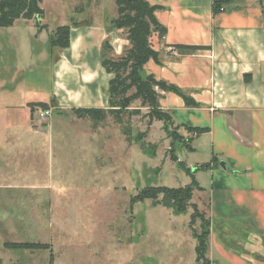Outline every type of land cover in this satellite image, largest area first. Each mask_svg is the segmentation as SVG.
Segmentation results:
<instances>
[{
    "label": "rangeland",
    "instance_id": "obj_1",
    "mask_svg": "<svg viewBox=\"0 0 264 264\" xmlns=\"http://www.w3.org/2000/svg\"><path fill=\"white\" fill-rule=\"evenodd\" d=\"M40 8L39 30L33 20L0 28L1 264H193L192 209L173 215L131 200L145 188L190 184L178 162L204 184L196 171L210 160L203 139L190 144L196 133L186 128L177 130L182 138H168L162 123L147 125L144 109L122 125L107 117L93 126L68 108L37 118L39 105L51 101L48 36L73 22L105 26L116 17L113 0H42ZM61 51L54 50L55 62ZM201 198L194 191L191 203L207 218ZM193 229L200 231V221ZM6 243L48 248L10 250Z\"/></svg>",
    "mask_w": 264,
    "mask_h": 264
},
{
    "label": "crops",
    "instance_id": "obj_2",
    "mask_svg": "<svg viewBox=\"0 0 264 264\" xmlns=\"http://www.w3.org/2000/svg\"><path fill=\"white\" fill-rule=\"evenodd\" d=\"M145 1L161 7L155 17L165 34L161 40L152 35L159 64L148 62L144 72L198 104L187 108L163 93L160 106L175 126L205 130L190 144L203 139L209 151V163L200 164H209L200 170L204 184L194 177L210 221L206 258L210 264H264V0ZM122 34L92 24L70 29L69 47L51 59L55 111L106 108L102 93L110 76L100 65L101 47L107 41L113 49L107 57L117 58L128 47Z\"/></svg>",
    "mask_w": 264,
    "mask_h": 264
},
{
    "label": "trees",
    "instance_id": "obj_3",
    "mask_svg": "<svg viewBox=\"0 0 264 264\" xmlns=\"http://www.w3.org/2000/svg\"><path fill=\"white\" fill-rule=\"evenodd\" d=\"M42 0H0V28L12 27L17 20L34 21L35 28H39L44 12L40 8ZM116 8V17L105 21V28L121 30L128 42L120 56L117 58L106 57L112 51V47L106 41L102 45L100 65L103 71L110 76L105 90L107 97L106 108H73L72 114L81 120L90 121L93 126L102 123L110 117L117 125H122L123 119L139 116L142 109L145 110L143 118L147 125L152 122L162 123V129L168 138L174 140L182 138L178 135L179 125H174V120L169 113L161 108L160 99L163 93H172L182 99L187 108H197L198 104L175 85L156 79L152 74L144 72V66L152 61L159 64V53L152 48L151 37L156 34L161 40L165 34V28L159 24L155 13L161 7L150 5L145 0H113ZM219 3H214L213 12L220 10ZM89 21L81 23L73 22L70 26H60L48 36L50 56L54 61V50L61 51L69 47L71 28L89 27ZM184 50H199L200 47L178 46ZM57 59V58H56ZM133 103L138 107L131 108ZM42 110L55 106V101L39 105ZM199 135L204 129L186 128ZM124 136L128 133L124 130ZM145 133L136 136V141L142 140ZM172 162H178L175 156L170 157ZM180 167L189 175L191 182L180 188L149 187L142 190L131 202L150 200L153 207L161 206L170 209L173 215L186 214L192 209L188 227L191 236L195 240V261L193 264H210L206 258L210 221L200 212L196 204L191 203L193 192L201 190L190 171L182 162ZM209 164L202 165L196 171L206 170ZM200 221V231L193 229L194 222ZM6 249L10 250H38L47 249L44 244L31 243H6ZM1 264V261H0Z\"/></svg>",
    "mask_w": 264,
    "mask_h": 264
},
{
    "label": "built area",
    "instance_id": "obj_4",
    "mask_svg": "<svg viewBox=\"0 0 264 264\" xmlns=\"http://www.w3.org/2000/svg\"><path fill=\"white\" fill-rule=\"evenodd\" d=\"M52 114V110L49 108V109H46V110H42L38 113V117L39 119H44L46 117H50Z\"/></svg>",
    "mask_w": 264,
    "mask_h": 264
},
{
    "label": "water",
    "instance_id": "obj_5",
    "mask_svg": "<svg viewBox=\"0 0 264 264\" xmlns=\"http://www.w3.org/2000/svg\"><path fill=\"white\" fill-rule=\"evenodd\" d=\"M220 167H223V164L222 163H220Z\"/></svg>",
    "mask_w": 264,
    "mask_h": 264
}]
</instances>
